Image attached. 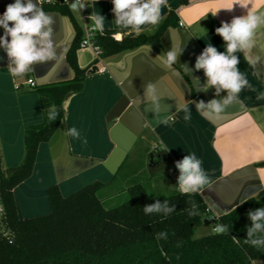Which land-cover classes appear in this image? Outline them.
I'll use <instances>...</instances> for the list:
<instances>
[{
    "label": "crops",
    "instance_id": "crops-1",
    "mask_svg": "<svg viewBox=\"0 0 264 264\" xmlns=\"http://www.w3.org/2000/svg\"><path fill=\"white\" fill-rule=\"evenodd\" d=\"M238 2L242 0H168L158 26H144L139 35L127 31L121 33L122 39L152 36L173 13L174 18L163 32L159 45L126 50L97 64H94L95 56L91 50L80 49L78 65L87 70L83 88L66 98L64 120L56 131V140L39 146L31 177L14 190L19 216L26 219L48 214L49 187L58 186L66 197L95 181L111 183L119 168L134 160L133 154L140 143H143L144 153L141 159L135 160L142 167L143 164L151 165L155 171L176 169L172 181L175 187L179 176L175 162L194 152L213 181L212 186L200 194L217 216L257 196L264 189V100L256 99L264 92V25L257 30L255 46L249 53L253 58L258 57V62L250 66L243 52L236 53L240 60L237 67L246 73L255 91L243 89L238 102L229 105L219 116L196 107L201 100L207 103L227 95L223 90L215 96L214 88L200 91L206 77L203 70L196 71L194 65L207 43L219 52L225 51L224 41L215 29L222 22L230 23L235 17L247 15L248 9ZM247 2L248 8L264 14V0ZM12 3L15 0H0V16ZM33 3L37 1L33 0ZM84 3L88 6L89 16L94 12L106 18L104 31L115 35L121 31L113 21L111 0H84ZM229 8L232 9L227 10ZM69 11L84 35V25H91V20L82 19V10L74 13L69 8ZM45 12L54 20V43L62 41V64L58 68L52 67L54 61L38 63L33 66L34 72L13 78L7 71V54L0 47V149L6 168L20 165L24 157L25 129L42 122L39 96L27 81L34 80L39 87L73 77L66 56L76 30L68 17ZM61 18L65 19L61 21ZM9 26H12L11 22ZM3 35L4 29L0 27V37ZM172 45L183 48L176 64L171 69L157 67L159 62L150 57L162 55L171 50ZM60 51L57 49L58 53ZM185 65L193 71L187 74L183 69ZM95 66L98 72L89 74ZM101 69L105 72H100ZM148 82H155L158 94L163 97L161 111L156 116L146 111L140 101ZM184 102H188L191 111L188 122L183 119L184 113L176 110L177 104ZM164 119L169 120L168 124L163 123ZM72 127L80 131L81 139L64 135L66 129ZM165 149L168 150L162 151ZM151 154L154 159L150 164ZM211 202L218 207H212ZM252 264H264V260Z\"/></svg>",
    "mask_w": 264,
    "mask_h": 264
},
{
    "label": "trees",
    "instance_id": "trees-1",
    "mask_svg": "<svg viewBox=\"0 0 264 264\" xmlns=\"http://www.w3.org/2000/svg\"><path fill=\"white\" fill-rule=\"evenodd\" d=\"M42 7L44 11L68 17L76 30L66 56L73 77L34 87L41 103L42 122L25 129L20 165L6 168L0 149L4 207L0 221V264H252L264 260V249L243 242L247 238L246 226H251L247 213L264 207L261 202L264 189L212 222L213 227L218 223L227 225L228 234L213 232L198 239L194 238L196 228L213 215L200 193L182 195L176 190L172 194H151L141 183L129 186L125 199L111 208L106 207L101 197L107 185L99 181L66 197L58 186H52L47 189L48 214L26 219L19 216L14 190L31 177L39 146L48 143L58 130L64 120V102L69 95L82 90L87 71L78 65L83 32L72 18L69 6L55 3ZM84 11L88 13V6ZM172 18L173 13L152 36L116 41L113 32L103 31L93 42L100 47L103 59L143 45H159ZM97 63L95 60L94 64ZM50 105H55L59 112L53 122L48 119ZM165 200L170 206L175 205L171 214L144 213V206ZM193 204L197 215L189 214ZM160 232H167V239H157Z\"/></svg>",
    "mask_w": 264,
    "mask_h": 264
},
{
    "label": "clouds",
    "instance_id": "clouds-1",
    "mask_svg": "<svg viewBox=\"0 0 264 264\" xmlns=\"http://www.w3.org/2000/svg\"><path fill=\"white\" fill-rule=\"evenodd\" d=\"M111 3L115 16L114 24L121 30L115 35L117 41L122 39L121 33L125 31L128 34L139 35L144 30V26H158L163 19L162 10L168 6V0H111ZM237 4L248 9L247 15L235 17L230 23L222 22L221 26L215 29L216 34L224 41L225 51L219 52L215 46L207 43L202 53L196 57L194 65L195 70H203L206 77L205 84L199 87L200 91L207 92L209 88H214L215 96H219L223 90L227 91L226 97L220 100L213 98L207 103L201 100L196 105L198 110L214 113L217 116L225 113L229 105L238 102L239 94L243 89L250 88L255 91L247 79L246 73L241 72L237 67L240 60L236 53L243 52L244 59L250 66H254L258 62L259 58H253L249 53L255 46L257 30L261 25H264V14L248 8L247 0H242ZM86 7L83 0H71L69 4L70 10L74 13H80ZM63 19L65 18H61V21ZM89 19L92 22L90 33L96 31L103 33L106 18L100 13L92 12ZM10 22L12 26H9ZM53 24L54 20L44 11L41 0H37V3H33V0H15V3L7 6L3 15L0 16V27L4 29V35L0 37V47L7 54L9 60L7 71L13 78L23 77L34 72L33 66L38 63L54 61L52 66L54 68H58L62 64V41L54 43L52 39ZM57 49H61V51L58 53ZM150 50L151 46L148 47V53ZM182 51V47L177 48L172 45L171 50L164 51L162 55H157L154 59L150 57V59L158 61L156 66L161 69H171ZM183 69L187 74L193 71L187 65ZM198 81L199 78H197ZM162 99L163 97L158 94L155 82H148L140 101L144 104L146 111H150L156 116L161 111ZM256 99L264 100V92L259 93ZM188 102L177 104L176 109L184 113L185 122L191 120ZM58 115L56 106L50 105L48 108L49 121L57 120ZM168 122V119L163 120L164 124H168ZM64 135L81 139V133L76 127L67 128ZM83 143L86 144L87 140L84 139ZM202 163V160L194 152L175 162V167L179 170L176 188L182 195L200 193L205 188L212 186L213 181L203 169ZM211 203L212 207H218L214 202ZM192 207L193 211L189 214L197 215L196 205L193 204ZM175 210V205L170 206L167 200L163 203L156 201L143 207L145 214L163 213L165 216ZM247 215L251 226H246L247 238L243 242L257 249H264V207L250 210ZM212 230L215 234L229 233L228 226L219 223ZM157 239H167V232L158 233Z\"/></svg>",
    "mask_w": 264,
    "mask_h": 264
},
{
    "label": "rangeland",
    "instance_id": "rangeland-1",
    "mask_svg": "<svg viewBox=\"0 0 264 264\" xmlns=\"http://www.w3.org/2000/svg\"><path fill=\"white\" fill-rule=\"evenodd\" d=\"M142 144L135 149L133 154L134 160H129L124 163L118 174L112 179L111 183H106V188L102 192L107 208H111L122 202L126 197V189L135 183H141L146 186V189L151 194H172L177 188L172 181L176 177V169H167L159 171L151 169V165L143 167L138 163V158L141 159L144 153ZM137 158V159H136ZM136 159V160H135ZM142 167L143 171H139ZM179 171V170H178ZM213 223L211 220H205L202 226L196 228L194 238L198 239L213 233Z\"/></svg>",
    "mask_w": 264,
    "mask_h": 264
},
{
    "label": "built area",
    "instance_id": "built-area-1",
    "mask_svg": "<svg viewBox=\"0 0 264 264\" xmlns=\"http://www.w3.org/2000/svg\"><path fill=\"white\" fill-rule=\"evenodd\" d=\"M37 1V0H36ZM84 2V0H83ZM65 4L67 6H69V4L71 3V0H41V5H52V4ZM82 19L84 21L89 20V14L87 12L84 11V9H82ZM91 25H84V35L82 38V41L80 43V49H89L93 52L94 56H95V60L99 63L102 62L103 58H102V52L101 49L98 45H96L93 40L97 35H102L103 33L96 31L93 33H90L89 29H90ZM115 39V35L112 36ZM116 40V39H115ZM117 41V40H116ZM100 72H105V69H101ZM27 84L30 85L31 87H36V84L34 82V80H28ZM178 183V177L176 178V184ZM4 216V207L2 204V196H1V190H0V221L2 219V217ZM217 215H215L213 213L212 217L210 218V220L216 221L217 220Z\"/></svg>",
    "mask_w": 264,
    "mask_h": 264
},
{
    "label": "water",
    "instance_id": "water-1",
    "mask_svg": "<svg viewBox=\"0 0 264 264\" xmlns=\"http://www.w3.org/2000/svg\"><path fill=\"white\" fill-rule=\"evenodd\" d=\"M94 72H98V67L95 66V67L92 68V70L88 71L89 74L94 73ZM72 73H73V72H72ZM56 137H57V133L55 132V134L53 135V137H52L51 140L49 141L50 144L54 143V141L56 140ZM153 159H154V154H151L150 157H149V163H150V164L152 163ZM118 168H119V167H118ZM118 168H117L115 171H117ZM114 173H115V172H114ZM243 202H244V201H243ZM261 202L264 203V196L261 198ZM239 205H240V204H239ZM237 206H238V205H237ZM237 206L231 208L230 210L236 208ZM230 210H229V211H230ZM227 212H228V211H227ZM220 215H222V214H220Z\"/></svg>",
    "mask_w": 264,
    "mask_h": 264
},
{
    "label": "flooded vegetation",
    "instance_id": "flooded-vegetation-1",
    "mask_svg": "<svg viewBox=\"0 0 264 264\" xmlns=\"http://www.w3.org/2000/svg\"><path fill=\"white\" fill-rule=\"evenodd\" d=\"M159 158L161 159V158H162V156L160 155V156H159Z\"/></svg>",
    "mask_w": 264,
    "mask_h": 264
}]
</instances>
